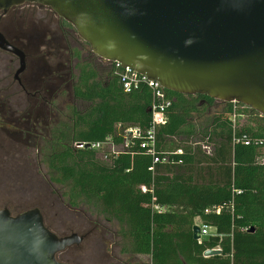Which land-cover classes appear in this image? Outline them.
Instances as JSON below:
<instances>
[{
  "label": "trees",
  "instance_id": "1",
  "mask_svg": "<svg viewBox=\"0 0 264 264\" xmlns=\"http://www.w3.org/2000/svg\"><path fill=\"white\" fill-rule=\"evenodd\" d=\"M87 68L77 91L87 107L74 113L66 130L52 133L39 155L49 182L64 189L69 207H85L116 226L109 234L126 256L116 264H137L132 259L138 256L148 258L139 264H264L260 117L253 110H238L233 122V104L220 102L217 109L206 96L165 91L171 104L166 123L155 133L156 154L165 161L153 164L140 147L151 124L149 88L126 93L113 66L104 78L92 64ZM129 129L140 136H126ZM107 138L115 154L74 147ZM197 219L200 229L212 232L196 241ZM216 248L219 255L203 257Z\"/></svg>",
  "mask_w": 264,
  "mask_h": 264
},
{
  "label": "water",
  "instance_id": "2",
  "mask_svg": "<svg viewBox=\"0 0 264 264\" xmlns=\"http://www.w3.org/2000/svg\"><path fill=\"white\" fill-rule=\"evenodd\" d=\"M25 2L51 8L95 56L165 91L264 116V0H0V11ZM0 45L9 48L1 35ZM82 239L51 232L37 208L0 210V264H64L57 255Z\"/></svg>",
  "mask_w": 264,
  "mask_h": 264
},
{
  "label": "flooded vegetation",
  "instance_id": "3",
  "mask_svg": "<svg viewBox=\"0 0 264 264\" xmlns=\"http://www.w3.org/2000/svg\"><path fill=\"white\" fill-rule=\"evenodd\" d=\"M0 35L9 45H0V149L7 148L0 165L13 161L14 147L35 150L33 162L41 164L46 140L66 130L64 120L73 122L78 103L84 104L79 76L92 63L80 54L74 28L37 3L0 11ZM101 240L107 244L104 233Z\"/></svg>",
  "mask_w": 264,
  "mask_h": 264
},
{
  "label": "rangeland",
  "instance_id": "4",
  "mask_svg": "<svg viewBox=\"0 0 264 264\" xmlns=\"http://www.w3.org/2000/svg\"><path fill=\"white\" fill-rule=\"evenodd\" d=\"M76 43L83 59H89L100 75L111 70L109 64L91 53L89 46L77 36ZM217 109L222 105L216 101ZM237 110H248L243 105H236ZM86 104H79L78 109H85ZM251 110V109H249ZM241 118V117H240ZM67 124V119L64 120ZM7 148L0 149L1 155ZM13 161L7 168L0 165V210L8 209L14 216L30 209H39L45 225L57 236L76 234L83 237L78 245H73L57 255V260L64 264H116V260H126L119 252L118 242L110 236L116 226L106 224L100 217L93 215L85 207L71 208L62 197L64 189L51 184L43 164L33 162L38 154L31 148L14 147ZM104 241L102 244V234ZM132 260L137 264L147 263L148 258L138 256Z\"/></svg>",
  "mask_w": 264,
  "mask_h": 264
},
{
  "label": "built area",
  "instance_id": "5",
  "mask_svg": "<svg viewBox=\"0 0 264 264\" xmlns=\"http://www.w3.org/2000/svg\"><path fill=\"white\" fill-rule=\"evenodd\" d=\"M113 64V75L118 79L119 83L121 84L123 90L126 93H130L133 90L138 89L141 86H146L151 91L152 95V101L151 106L148 110H150L151 115V124L145 135L143 136V139L141 141L140 147L141 149L146 150L151 156L153 157V164H158L163 161H165V158H160L156 154V138L155 133L156 129L159 126H162L166 123V116L165 112L167 108L170 106V100L167 98L165 94V90L161 87V85L156 81L148 80L145 76L139 75L135 71L131 69H122L118 64ZM234 105V114L232 117V121L234 122L236 119V113H237V106L240 104H233ZM244 106V105H243ZM244 108L249 109L248 107L244 106ZM256 115L260 117L262 120V124L264 127V116L260 113L254 111ZM242 116V115H238ZM117 128H120L119 125H117ZM126 136L131 138H137L140 136L139 131L137 129H129L125 131ZM262 144V143H260ZM74 147L77 149H85L88 148L90 150L94 151H108L110 154H115L117 152V148L114 146L111 138H107L105 141L102 142H89V143H75ZM176 154H182L181 150H177ZM260 162L264 163V159H260ZM151 171H153V167L150 168ZM142 191H146L144 187H142ZM153 209L155 211H160V209L157 206H154ZM219 210L216 211L218 213ZM212 232V229L209 227H202L200 229V239L210 235ZM199 239V240H200ZM214 250H219L218 248ZM229 264H233L232 261H230Z\"/></svg>",
  "mask_w": 264,
  "mask_h": 264
},
{
  "label": "crops",
  "instance_id": "6",
  "mask_svg": "<svg viewBox=\"0 0 264 264\" xmlns=\"http://www.w3.org/2000/svg\"><path fill=\"white\" fill-rule=\"evenodd\" d=\"M195 222H196V225L199 226V220L197 219Z\"/></svg>",
  "mask_w": 264,
  "mask_h": 264
}]
</instances>
